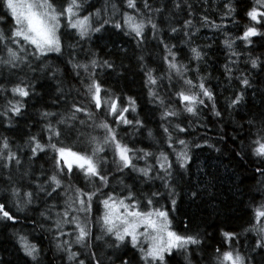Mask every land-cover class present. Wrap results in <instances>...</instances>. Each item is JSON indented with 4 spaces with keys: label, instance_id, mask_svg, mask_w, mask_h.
I'll use <instances>...</instances> for the list:
<instances>
[{
    "label": "snow or ice",
    "instance_id": "1",
    "mask_svg": "<svg viewBox=\"0 0 264 264\" xmlns=\"http://www.w3.org/2000/svg\"><path fill=\"white\" fill-rule=\"evenodd\" d=\"M124 5L131 11L124 12L122 20L109 17L93 24L90 15L81 16L82 0H62L59 4L57 0H0V9L3 10L0 13V23L5 20L9 23L7 31H0V46L7 53V59L0 60V64L9 70L19 69L21 65H26L32 71L39 70L56 82L57 100L63 97L68 104L67 111L63 113L40 112V118L44 121L42 135H30L22 146L29 150L30 161L38 159L40 154L46 156L51 163L50 174H45L43 180L37 177L38 182L34 186L29 182L27 190L24 184L12 182L5 189V198L12 202L17 212L25 213L41 193L48 198H53L54 194L64 197L63 211L56 214L55 220H52L50 214H46L50 213V209L40 212V216L44 220H52V227L48 230L55 241H60L55 247L59 252L67 253L69 264H101L95 253L96 245L92 242L94 226L100 228V233L95 234L96 241L107 237L106 246L114 250L131 247L138 253L139 264H172V261L181 264V259L183 264H201V261L196 260L205 251L201 233L187 231V224L185 232L175 230L171 214L159 203V198L166 193L174 209L178 195L174 175L183 179V174L190 167L193 148L213 147L212 144L205 145L195 140L189 142L181 138L179 134H186L189 129L183 126L180 118L185 114L199 118L200 109L209 106L214 117H220L221 113L217 110L213 91L205 83L207 77L200 75L198 67L189 68L188 64L181 63L177 52L173 50L175 45L170 46L167 41L159 39L160 28L151 14H161L163 9L154 8L150 0H143V9H140L137 0H124ZM112 7L116 9V5ZM174 7L180 9L181 5L177 2ZM224 9L226 11L222 19L236 24V8L231 0H226ZM95 15L99 16L100 13ZM244 18L243 30L235 38L226 36L223 41L229 57L228 63L224 65L225 76L230 81L237 79L240 88L230 99L229 108L239 107L245 98V91L253 87L248 73L234 77L235 69L232 65L237 61L231 57L241 55L236 51V41L243 42L244 47L250 50L255 43L254 38L264 39V0H253L245 10ZM63 21H66L67 28L74 30L80 40L101 32L105 25L111 24L117 32L122 31L125 36L135 39L138 48L146 41V29L151 28L153 39L163 46V69L159 66L148 67L143 55L136 58L138 68L143 73V86L147 90L148 102L159 110V127L163 134L160 143L166 144L172 150L171 154L165 150L157 153L145 147H136L121 137L120 129L123 128L132 129L128 135L140 132L143 136L146 131L149 139H155L153 131L146 128V122L139 116L137 101L132 96H124L105 87V81L100 78V73L104 70L109 73L116 71L115 62L100 60L95 53L88 57L87 62H80L73 53H69L67 66L81 84L78 92L82 100L69 99L64 93L63 80L60 79L61 69L44 59L52 54L63 58L65 45L60 33ZM204 23L216 30L227 28L224 24H211L206 18ZM193 27L191 20H185L183 31L186 37L195 35L191 31ZM179 31L173 26L170 35ZM10 45H15V50ZM189 50L190 61L198 64L203 59L202 51L191 46ZM29 56L32 60L39 61L35 68L27 59ZM247 63L253 70L264 71V61L261 58L249 57ZM157 71L161 74L156 75ZM188 71L196 72V78H189ZM35 87L26 78L20 79L11 88L0 87V94H3L0 117L7 122V126H11L14 117L24 114L27 100L37 94ZM247 123L248 143L242 144L235 155L245 159L250 156L259 161L256 171L264 177V114L260 117L259 126L255 119ZM77 144H84L85 147L78 148ZM21 150L18 148L14 152L9 139L0 137V168L7 169L10 173L14 163L19 171L23 164ZM171 155L175 157L174 164L171 162ZM136 161H143V166L138 167ZM113 169L116 172L131 169L143 178V182L159 180L164 192L154 191L151 196H145L143 201L137 199L131 190L123 197L105 192L104 189L111 182L109 174ZM30 175L28 170L23 173L25 177ZM81 177L83 186L79 185ZM8 178L11 180L10 175ZM73 181L77 183L74 184ZM261 183L264 184V180ZM191 196L198 198L199 193L192 191ZM253 200L255 201V197ZM97 204L102 211L93 220V213L98 211ZM0 221L17 223V217L2 201ZM66 226H70L72 231L65 232ZM40 227L44 228L45 225L41 223ZM245 231L257 237L254 250L264 251V199L254 204L250 227ZM14 236L18 250L27 258L25 264L28 261L39 264L38 245L31 242L25 234L17 232ZM61 236H68L69 239L60 240ZM220 236L222 239L212 250L208 264H251L250 258L234 243L239 239L234 231L221 230ZM73 245L83 249L87 259L80 258L79 251L72 250ZM203 259L205 258L202 256L201 260ZM117 260L119 264H131L124 257L118 256Z\"/></svg>",
    "mask_w": 264,
    "mask_h": 264
},
{
    "label": "trees",
    "instance_id": "2",
    "mask_svg": "<svg viewBox=\"0 0 264 264\" xmlns=\"http://www.w3.org/2000/svg\"><path fill=\"white\" fill-rule=\"evenodd\" d=\"M61 2L62 0H57L58 4ZM177 2L181 5L180 9L174 7ZM225 2L226 0H150L154 8L163 9L161 14L155 12L151 14L152 19L160 28L159 39L167 41L170 46L175 45L173 50L177 52L179 61L188 64L189 68L198 67L200 75L207 77L205 83L213 91L217 110L221 113L220 117H214L209 106V108L200 109L199 118L186 114L180 118L183 126L189 129L188 133L179 134L181 138L189 142L195 140L205 145L212 144L213 147L193 148L190 167L183 174V179L174 175L178 193L175 208L173 209L168 201L166 193L159 198V203L170 212L175 230L183 233L186 231L185 225L187 224L189 226L187 231L201 233L205 251L196 257L201 264H208L212 250L222 239L221 230L234 231L238 235L239 239L234 243H237L240 250L250 258L251 264H264V251L254 250L257 237L245 231L250 227L254 204L264 199V184L261 183L264 177L256 171L259 161L250 156L245 159L243 156L235 155L241 149L242 144L248 143L247 122L255 119L259 126L260 117L264 114V71L253 70L247 63L249 57L261 58L264 61V39L254 38L255 43L252 44L250 50L244 47L243 42L236 41V51L241 55L231 57L237 61L232 65L235 69L234 77L241 73H248L253 87L245 91V98L239 107L229 108L230 99L235 92L240 91V88L237 79L233 78L230 81L225 76L224 65L228 63L229 57L223 41L226 36L235 38L243 30L244 12L253 0H231L236 8V24L228 19H222L226 11ZM137 3L140 9H143V0H137ZM112 5H116L115 10ZM130 11L125 7L124 0H82L81 16L90 15L92 23L98 24L109 17L122 20L123 13ZM2 12L3 10L0 9V13ZM97 12L100 13L99 16L95 15ZM204 18L211 24L227 25V28L216 30L210 24L206 25ZM185 20L192 21L194 27L191 31L195 32V35L191 37L184 35ZM173 26L180 31L170 35V29ZM8 27V20L0 23V31H7ZM60 33L65 45L63 58L52 54L44 59L61 69L60 79L63 80L64 93L69 96V99L82 100L78 92L81 84L72 75L71 68L67 66L69 53H73L80 62H87L88 57L93 53L100 60L108 59L115 62L116 71L109 73L108 70H104L100 73V78L105 81V87L124 96H132L137 101L139 116L146 122V128L153 131L155 139H149L146 131L143 136L140 132L128 135L127 133L132 129L123 128L120 129L121 137L126 142L135 144L136 147H145L157 153L165 150L171 154L172 150L168 149L166 144L160 143L163 134L159 127L161 123L159 110L148 102L147 90L143 86V73L138 68L136 58L138 55H143L148 67L157 68L159 66L163 69L161 60L163 46L153 39L151 28L146 29V41L140 48L137 47L135 39L125 36L122 31L117 32L111 24L105 25L101 32L93 33L89 38L80 40L74 30L67 28L66 21H63ZM68 45L73 47H68ZM10 46L15 50V45ZM189 46L198 47L202 51L203 59L198 64L196 61H190ZM4 59H7V53L0 46V60ZM27 59L31 61L33 68L39 64V61L32 60L30 56ZM160 74V71L156 72V75ZM196 75V72H187L189 78L195 79ZM25 78L36 86L34 91L37 94L27 100L24 114L18 118L14 117L11 126H7V122L0 117V137L9 139L14 152L18 148L22 149L20 156L23 161L19 171L14 163L10 173L7 169L0 168V201L6 203L9 210L17 217L15 224L0 221V262L25 264L27 258L18 250L15 243L14 233L19 232L27 235L31 242L36 243L40 248L39 264H69L67 253L59 252L55 247V244L60 241H55L48 230L52 227V220H55L56 214L63 211L64 197L54 194L53 198H48L41 193L25 213L17 212L12 202L5 198V189L12 182L24 184L27 190L29 182L34 186L38 182L37 177L43 180L45 174H50L51 163L48 158L40 154L38 159L30 161L28 159L29 150L22 146L30 135L38 137L42 135L44 121L40 118V112L63 113L68 109V104L63 97L57 100L56 82L44 76L39 70L32 71L26 65H21L19 69L9 70L0 64V87L11 88L14 83ZM161 93L163 94V90ZM8 95L11 94L8 93ZM0 110H3V94H0ZM77 126L79 127L78 123ZM85 131L89 130L85 129ZM76 147L84 148L85 145L77 144ZM170 159L174 164V155H171ZM151 162L155 163L154 160ZM136 164L142 167L143 161H136ZM25 170H28L31 175L23 176ZM9 175L11 180L8 178ZM109 175L111 182L104 191L121 197L131 190L137 199L143 201L145 196H151L154 191L164 192L159 180L143 182V178L131 169H125L123 172H116L113 169ZM79 185H84L82 177L79 179ZM192 191L199 193L198 198H192ZM96 207L98 211L93 213V220L102 211L99 204ZM47 209H50V213L46 214H50L52 220H44L40 216V212ZM41 223L45 225L44 228L40 227ZM64 231L71 232L72 228L66 226ZM93 232L92 242L96 245L95 253L101 264H119L118 256L129 259L131 264H139L138 253L131 247L114 250L106 246L107 237L100 241L95 240V234L100 233L98 226L93 227ZM67 239H69L68 236L60 237V240ZM72 250L79 251L80 258L87 259L83 249H78V246L73 245ZM202 256L205 259L201 260ZM28 264H33V262L28 261ZM172 264H175V261H172ZM181 264H183L182 259Z\"/></svg>",
    "mask_w": 264,
    "mask_h": 264
}]
</instances>
